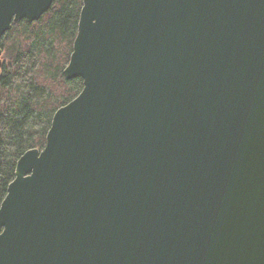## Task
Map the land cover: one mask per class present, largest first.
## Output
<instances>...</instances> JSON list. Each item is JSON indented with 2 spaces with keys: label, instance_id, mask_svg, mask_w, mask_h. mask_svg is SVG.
<instances>
[{
  "label": "water",
  "instance_id": "obj_1",
  "mask_svg": "<svg viewBox=\"0 0 264 264\" xmlns=\"http://www.w3.org/2000/svg\"><path fill=\"white\" fill-rule=\"evenodd\" d=\"M53 1L0 0V42ZM63 76L0 264H264V0H82Z\"/></svg>",
  "mask_w": 264,
  "mask_h": 264
},
{
  "label": "trees",
  "instance_id": "obj_2",
  "mask_svg": "<svg viewBox=\"0 0 264 264\" xmlns=\"http://www.w3.org/2000/svg\"><path fill=\"white\" fill-rule=\"evenodd\" d=\"M82 0H54L39 20L13 23L0 48V205L20 156L43 149L54 112L74 99L81 78L66 80V67Z\"/></svg>",
  "mask_w": 264,
  "mask_h": 264
}]
</instances>
